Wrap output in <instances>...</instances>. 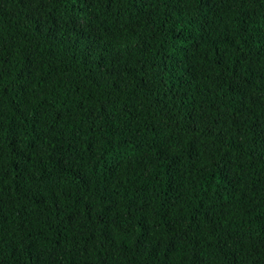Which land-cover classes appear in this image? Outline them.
Listing matches in <instances>:
<instances>
[{"label":"trees","instance_id":"obj_1","mask_svg":"<svg viewBox=\"0 0 264 264\" xmlns=\"http://www.w3.org/2000/svg\"><path fill=\"white\" fill-rule=\"evenodd\" d=\"M0 264H264V0H0Z\"/></svg>","mask_w":264,"mask_h":264}]
</instances>
